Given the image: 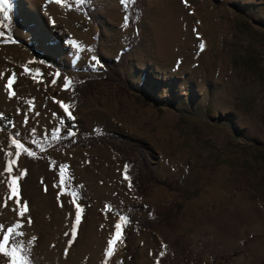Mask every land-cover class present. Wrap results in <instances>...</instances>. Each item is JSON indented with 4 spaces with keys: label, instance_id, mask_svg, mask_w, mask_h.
I'll return each instance as SVG.
<instances>
[{
    "label": "rangeland",
    "instance_id": "obj_1",
    "mask_svg": "<svg viewBox=\"0 0 264 264\" xmlns=\"http://www.w3.org/2000/svg\"><path fill=\"white\" fill-rule=\"evenodd\" d=\"M9 2V18L0 12V223H20L15 240L31 264H105L120 216L124 242L107 264H264V0ZM95 47L110 61L126 52L106 77ZM10 139L22 145L18 158ZM126 156L150 175L139 168L126 180ZM13 159L11 175L26 172L24 217L8 199L3 169Z\"/></svg>",
    "mask_w": 264,
    "mask_h": 264
},
{
    "label": "snow or ice",
    "instance_id": "obj_2",
    "mask_svg": "<svg viewBox=\"0 0 264 264\" xmlns=\"http://www.w3.org/2000/svg\"><path fill=\"white\" fill-rule=\"evenodd\" d=\"M65 2V0H50V3H56V4H63ZM74 2L78 5V6H83L85 3V0H74ZM129 2V0H121V4H127ZM185 4H187V0H184ZM6 7L10 8V2L9 0H0V12L3 13V18L6 20L9 18V12L6 10ZM51 19V18H50ZM127 17H125V21H127ZM126 26V24H125ZM3 27H7L6 25H3ZM195 31V30H194ZM0 37H4V32L0 31ZM199 39V36L197 37ZM8 42V41H5ZM12 43H15V41H11ZM74 48H78L80 51H83V48L80 47L78 45V42L75 40H69L68 41ZM205 48V44L203 42H201L199 44V49L201 51H203ZM88 51H93L91 48L87 49ZM76 58L79 59V52H77L76 54ZM92 59L95 61L96 57H92ZM98 63V61H97ZM25 72H28V69L25 68L24 70ZM0 75H2V73H0ZM56 75H59L58 73ZM16 79V74H13L12 76L7 78V83L4 85V87L6 89H8V94H9V98H12V96L15 95V92L12 91V85L15 82ZM53 84H55V80L52 81ZM70 81L68 80L67 77L64 78V85H63V89L67 90L70 86ZM60 103L61 108L64 109L66 115L68 116L69 119L71 120H75V117L71 115V112L69 111V106L66 105L64 102L60 101L58 102ZM37 115H39V113H36ZM2 115V114H0ZM56 116V113H53V117ZM24 123L27 124L28 120H27V116H25V120ZM60 124L63 125L64 124V120L61 119L60 120ZM74 126V125H73ZM60 128L57 127L55 128V130L52 133V137L53 139L57 138V134L59 133ZM68 136H72L75 135V133L72 132L71 128L68 129L67 132ZM17 135H19V133H17ZM12 145H15L17 151L14 153L15 157H19L20 156V151L19 149L22 147V145L19 143L18 140L16 139H12L11 140ZM25 151H27V149H25ZM8 155H13L12 153H9ZM28 155H34V153L32 152H28ZM16 164V160H10L7 164V166L3 169L4 172L9 173V179L7 182V187L9 189L10 195L8 196L9 200H13L15 199V203L17 205V207L19 208V212H18V216L20 217H24L25 213L28 212L29 210V206L27 202H23L22 206H21V201H20V186L18 181L23 177V175L26 174V172H20L18 175L16 176H12V166ZM67 168L66 165L61 166V172H64L65 169ZM125 169V175L124 178L127 180L129 179V177L127 176V169H128V165L124 166ZM129 187H131V183H129ZM73 196H75V194H73ZM73 203H75V199L73 200ZM4 207H7V203H5L3 205ZM81 211L82 209H80L79 205H77V212H76V216H75V222L72 224L71 226V239L69 241V245L71 246V243L75 240L76 237V229L77 226L79 225L80 221H81ZM119 221L117 222L114 227H115V232L111 235V238L107 241V248L105 250V264H107V258L108 257H112L113 253L115 251V248L119 243H123V228H122V223L126 224L127 223V218L124 216H120L119 217ZM122 222V223H121ZM27 223L31 224L32 221L30 218L27 219ZM20 228V223L17 221L14 225L11 226H7L3 223H0V235H2V239H0V255H3L4 257L7 258V264H31V260H30V256L28 251L21 247L19 245V243L16 242L15 237L16 236H20L23 235L22 232H16L15 229ZM66 235H68V233H66ZM11 237V239H10ZM35 239V238H32ZM31 243V240L28 242ZM163 247H166L163 246ZM10 248V251L8 250ZM161 256L164 255V252L161 251L160 253ZM159 264V262H158Z\"/></svg>",
    "mask_w": 264,
    "mask_h": 264
},
{
    "label": "trees",
    "instance_id": "obj_3",
    "mask_svg": "<svg viewBox=\"0 0 264 264\" xmlns=\"http://www.w3.org/2000/svg\"><path fill=\"white\" fill-rule=\"evenodd\" d=\"M96 41H98V36L96 37ZM95 51H96V55H97V60L100 63V65L102 66L103 75L105 77L108 76V73L111 72V70L114 68V66L118 65L121 62L122 57L126 53L125 51H121L120 54H119V56H118V58H116L115 60L110 61V60H107L99 52V50L97 49V47H95ZM43 61H44L45 64L51 66L55 70L62 71V72L65 70L64 65H62L60 63L52 62V61H49V60H46V59H43ZM83 81H84V83L89 84L90 81H91V79L90 80L85 79ZM76 91L78 92L79 89H77ZM101 139H103V138H101ZM11 140L12 139H10V143H11ZM125 165H128V169H127V173L126 174L128 176H130V177H133V178L136 177V175H137V171L136 170H138L139 168L143 170V172H142L143 175H145V176L150 175L149 174L150 173L149 170H147V168L143 165V163L141 161L135 160L134 158H130V157L126 156L125 157ZM70 193L75 194V197H82V194L78 193L76 189L70 190ZM167 212L168 211L161 212V213H157V215H163V214H165ZM153 217H152V219L150 221L147 220L144 223H149V224H146V225L151 227L152 226L151 223H153V220H154ZM129 219H132V218L129 217ZM117 264H122V263L121 262H118Z\"/></svg>",
    "mask_w": 264,
    "mask_h": 264
}]
</instances>
